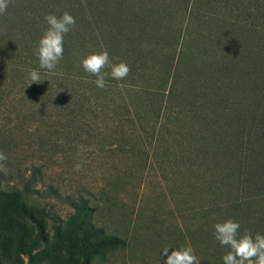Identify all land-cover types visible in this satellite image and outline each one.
I'll use <instances>...</instances> for the list:
<instances>
[{
    "label": "trees",
    "instance_id": "obj_1",
    "mask_svg": "<svg viewBox=\"0 0 264 264\" xmlns=\"http://www.w3.org/2000/svg\"><path fill=\"white\" fill-rule=\"evenodd\" d=\"M64 12L76 24L55 74L47 73L35 48L48 28L44 17ZM103 50L131 71L117 81L106 68L100 89L80 62ZM31 69L45 81L28 86ZM7 106L26 134L86 135L136 163L159 154L171 161L172 149H181L216 197L200 207L192 234L202 238L201 264H223L229 250L214 237L216 223L232 218L240 235L264 234V0H11L0 14V109ZM40 173L20 188L5 187L0 171V205L34 223L43 245L26 253L27 264H43L63 246L80 252L85 264L92 253L125 246L100 226L79 238L93 211L83 196L71 202L66 230L55 224L50 237L30 207ZM8 242L0 236V264ZM16 246L23 248V240Z\"/></svg>",
    "mask_w": 264,
    "mask_h": 264
},
{
    "label": "rangeland",
    "instance_id": "obj_2",
    "mask_svg": "<svg viewBox=\"0 0 264 264\" xmlns=\"http://www.w3.org/2000/svg\"><path fill=\"white\" fill-rule=\"evenodd\" d=\"M17 119L12 106L0 109V152L7 156L0 171L6 177L5 187L16 184L20 188L34 171L41 172L38 182L31 185L34 198L30 207L50 237L55 224L66 230L75 213L71 202L83 196L93 211L88 213L79 238L89 233L90 226H100L126 241L123 247L90 254L88 264H165L162 249L169 248L170 254L189 245L198 258L202 238L192 234L200 227V207H209L216 197L210 185L202 182L203 171L189 169L183 162L181 149H172L171 161L159 154L158 160L136 163L126 153L88 142L86 135L57 138L26 134V129L16 127ZM2 235H8L9 242L1 264H27L26 253L43 247L37 226L12 206L0 205ZM19 240H23V248L16 246ZM85 263L80 252L65 246L43 262Z\"/></svg>",
    "mask_w": 264,
    "mask_h": 264
},
{
    "label": "clouds",
    "instance_id": "obj_3",
    "mask_svg": "<svg viewBox=\"0 0 264 264\" xmlns=\"http://www.w3.org/2000/svg\"><path fill=\"white\" fill-rule=\"evenodd\" d=\"M11 0H0V14L7 11ZM48 28L44 31L35 48V55L39 62V69L46 70L47 73L55 74L59 62L64 54V37L75 27L76 20L68 12L57 17L48 14L44 17ZM83 70L95 76L94 81L97 88L103 89L108 81L106 80L105 69L111 68L110 76L117 81L125 79L131 71L126 62L113 64L107 50L94 52L81 60ZM29 85L41 83L38 69H31L28 72ZM7 156L0 152V167L4 166ZM80 165H76V170ZM241 224L232 218L214 225V237L222 247L229 250L222 256L223 264H264V234L251 233L248 230L240 235ZM161 253L166 256L165 264H200V260L195 255L194 249L187 247L174 249L169 254V248L162 249Z\"/></svg>",
    "mask_w": 264,
    "mask_h": 264
}]
</instances>
